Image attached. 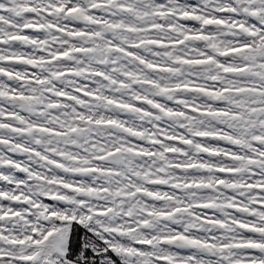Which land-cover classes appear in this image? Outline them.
I'll list each match as a JSON object with an SVG mask.
<instances>
[{
  "label": "snow or ice",
  "instance_id": "1",
  "mask_svg": "<svg viewBox=\"0 0 264 264\" xmlns=\"http://www.w3.org/2000/svg\"><path fill=\"white\" fill-rule=\"evenodd\" d=\"M0 264H264V0H0Z\"/></svg>",
  "mask_w": 264,
  "mask_h": 264
}]
</instances>
